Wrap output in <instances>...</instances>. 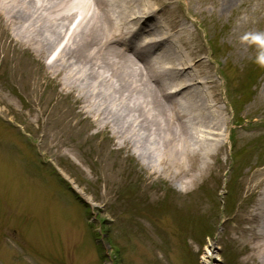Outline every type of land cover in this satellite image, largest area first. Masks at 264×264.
Returning <instances> with one entry per match:
<instances>
[{
    "label": "rangeland",
    "instance_id": "374dc122",
    "mask_svg": "<svg viewBox=\"0 0 264 264\" xmlns=\"http://www.w3.org/2000/svg\"><path fill=\"white\" fill-rule=\"evenodd\" d=\"M165 3L201 56L220 62L219 75L217 64L206 71L226 107L228 138L193 183L148 165L0 19V116L11 122L0 120V264H254L245 244L264 181V74L256 70L264 0ZM244 65L257 85L252 101L236 106ZM42 162L76 186L28 171Z\"/></svg>",
    "mask_w": 264,
    "mask_h": 264
},
{
    "label": "bare ground",
    "instance_id": "6f19581e",
    "mask_svg": "<svg viewBox=\"0 0 264 264\" xmlns=\"http://www.w3.org/2000/svg\"><path fill=\"white\" fill-rule=\"evenodd\" d=\"M165 2L0 0V19L148 165L193 183L223 149L228 120L195 35ZM253 214L247 259L264 264V189Z\"/></svg>",
    "mask_w": 264,
    "mask_h": 264
}]
</instances>
